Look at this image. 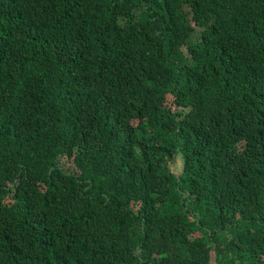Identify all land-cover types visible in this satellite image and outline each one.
<instances>
[{"label":"trees","instance_id":"trees-1","mask_svg":"<svg viewBox=\"0 0 264 264\" xmlns=\"http://www.w3.org/2000/svg\"><path fill=\"white\" fill-rule=\"evenodd\" d=\"M0 264H264V0H0Z\"/></svg>","mask_w":264,"mask_h":264},{"label":"rangeland","instance_id":"rangeland-1","mask_svg":"<svg viewBox=\"0 0 264 264\" xmlns=\"http://www.w3.org/2000/svg\"><path fill=\"white\" fill-rule=\"evenodd\" d=\"M62 158H63V160H64L65 162L69 161V159L66 158L65 156H62ZM63 160L60 159V161H61L62 163H63ZM168 165L171 167V169H172L174 172H177V171L180 169V167H181V160H180L179 155H178V154H175V158H174L172 161H170V162L168 163Z\"/></svg>","mask_w":264,"mask_h":264}]
</instances>
